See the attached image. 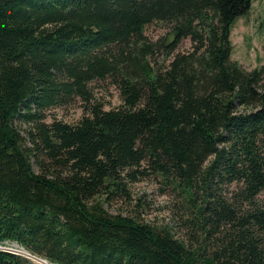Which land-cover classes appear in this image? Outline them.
Segmentation results:
<instances>
[{"label":"trees","instance_id":"obj_1","mask_svg":"<svg viewBox=\"0 0 264 264\" xmlns=\"http://www.w3.org/2000/svg\"><path fill=\"white\" fill-rule=\"evenodd\" d=\"M252 3L0 0V245L51 264H264V63L230 39ZM74 102V122L51 114ZM152 176L182 234L106 208Z\"/></svg>","mask_w":264,"mask_h":264},{"label":"rangeland","instance_id":"obj_2","mask_svg":"<svg viewBox=\"0 0 264 264\" xmlns=\"http://www.w3.org/2000/svg\"><path fill=\"white\" fill-rule=\"evenodd\" d=\"M252 7L249 11L234 21L232 25V33L230 39L234 45L232 50V58L239 63L250 68L259 66L264 63V0H252ZM151 37L157 38L165 33V28L160 23L151 25L147 28ZM181 48H189L191 43L189 40L182 41ZM96 96H101L105 99L106 107L115 106L119 103L118 92L113 86L99 85L94 89ZM51 110V109H50ZM51 114L58 119H64L66 122H74L81 114L79 104H74L56 108L51 110ZM131 200H115L106 208L111 214H121L131 216L139 221H143L152 226L169 227L175 231L177 235L182 234L176 227V203L177 195L173 190L167 187V184H162L159 180L152 177H147L135 183L132 187ZM4 245H0L1 247ZM26 249L18 244H13L12 249ZM25 256V255H24Z\"/></svg>","mask_w":264,"mask_h":264},{"label":"bare ground","instance_id":"obj_3","mask_svg":"<svg viewBox=\"0 0 264 264\" xmlns=\"http://www.w3.org/2000/svg\"><path fill=\"white\" fill-rule=\"evenodd\" d=\"M9 249V248H8ZM16 252L18 253H20V254H22V255H25L26 257H31V259L33 260V261H35L36 263H38V264H51V263H49L48 261H46V260H42V259H40V258H37V257H35V256H30L29 255V253H27L26 251H24V250H18V249H16Z\"/></svg>","mask_w":264,"mask_h":264},{"label":"built area","instance_id":"obj_4","mask_svg":"<svg viewBox=\"0 0 264 264\" xmlns=\"http://www.w3.org/2000/svg\"><path fill=\"white\" fill-rule=\"evenodd\" d=\"M17 244H18V243H17ZM17 244H16V245H17ZM12 246H13V244H12L11 246H10V245H9V246H6V245H5L4 247L2 246L1 248H2V249H7V250H10V251H14V250L12 249ZM8 247H9V249H8ZM29 255L32 256L31 254H29ZM29 258H30V257H29Z\"/></svg>","mask_w":264,"mask_h":264},{"label":"water","instance_id":"obj_5","mask_svg":"<svg viewBox=\"0 0 264 264\" xmlns=\"http://www.w3.org/2000/svg\"><path fill=\"white\" fill-rule=\"evenodd\" d=\"M28 253H29V252H28ZM29 254H31V252H30Z\"/></svg>","mask_w":264,"mask_h":264}]
</instances>
